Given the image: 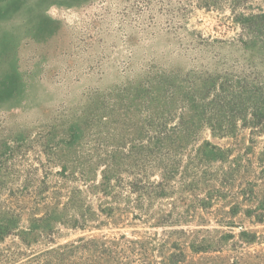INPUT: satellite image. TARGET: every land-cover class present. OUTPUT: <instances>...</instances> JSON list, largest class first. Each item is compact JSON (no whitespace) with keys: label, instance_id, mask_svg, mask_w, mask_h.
Listing matches in <instances>:
<instances>
[{"label":"rangeland","instance_id":"obj_1","mask_svg":"<svg viewBox=\"0 0 264 264\" xmlns=\"http://www.w3.org/2000/svg\"><path fill=\"white\" fill-rule=\"evenodd\" d=\"M0 264H264V0H0Z\"/></svg>","mask_w":264,"mask_h":264}]
</instances>
